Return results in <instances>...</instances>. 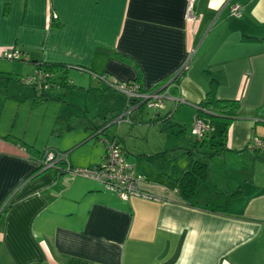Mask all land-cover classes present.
<instances>
[{"label": "crops", "instance_id": "1", "mask_svg": "<svg viewBox=\"0 0 264 264\" xmlns=\"http://www.w3.org/2000/svg\"><path fill=\"white\" fill-rule=\"evenodd\" d=\"M187 4L0 0V58L7 51L20 58L39 54L34 64L63 67L47 92L52 99L39 101L33 87L23 89L34 105L67 103L63 90L67 96L93 92L103 102L94 117L87 105L69 117L61 108L56 122L64 126L50 135L82 129L87 138L75 148L92 138L103 146L104 139H115L141 177L142 194L124 200L99 182L63 172L59 164L44 171L42 156L54 149L50 140L38 157L22 139L0 133V264H264V149L253 144L259 140L264 146V0H194L192 21L186 19ZM182 70L169 90L181 104L194 110L204 105L213 81L217 99L237 101L232 116L214 118L220 134L227 129L225 151L212 158H206L207 145L173 146L169 134L158 138L156 149L148 135L143 147L134 145V128L122 138L120 126L141 120L136 113L143 104L130 113L131 124L114 123L127 98L110 84L163 92ZM63 78L70 87L59 84ZM166 103L171 108L163 115ZM181 104L174 111L165 101L151 121L163 123ZM112 125L117 130L109 132ZM198 146L203 159L195 155ZM104 152L105 147L96 159L77 165L67 160L74 169L93 168ZM190 160H207L209 175L187 194L179 179L190 170ZM213 173L220 183L213 185ZM212 186L214 196L207 194Z\"/></svg>", "mask_w": 264, "mask_h": 264}, {"label": "rangeland", "instance_id": "2", "mask_svg": "<svg viewBox=\"0 0 264 264\" xmlns=\"http://www.w3.org/2000/svg\"><path fill=\"white\" fill-rule=\"evenodd\" d=\"M39 57V54H34V56L24 55L21 56V60L23 61H14L3 57L0 58V73L6 74L0 79V133L2 135L8 134L10 138L22 139L21 142L30 145L28 148L33 150L38 157L39 147L46 143L47 138V140H50L48 145L54 147V149H46L45 151H51L53 154L57 155L68 151L66 158H70L74 163L73 165L80 164L83 160L96 159L98 155H101L102 149L104 148L101 140H98L99 138H92L86 144L79 146V148H75L76 145L82 143L83 140L87 138V132L75 128L72 131H66L62 135H58L56 132H52L50 135V131L53 128L64 126L63 123L60 124L61 122H56L58 119L57 114L61 108L64 109L62 113L64 115L67 113L66 116L69 117L71 110L72 112L76 111L78 110L77 107L84 110V107L87 105L91 117H94L99 110L104 109L102 100L94 98L93 92L77 93V91H75V93L67 96L66 91L63 90L61 93H63V97H66L67 103L49 102L45 105V103L42 102L40 105H34L33 99L27 97L23 90L24 88L30 90L31 86L22 84L21 81L24 79H33L35 77L36 72H34L35 64L33 61H38L37 58ZM70 73L73 75L76 74L75 71H70ZM53 77L56 80L58 75H53ZM85 78L86 81L84 82L87 83L88 77H84V80ZM81 81L83 80H80L77 84L76 82L74 83L77 86L82 83ZM85 88H88V86ZM118 97L122 98L121 96ZM37 100L38 99L35 98V101ZM167 104L168 103L165 104V110L160 111L163 115L171 108L170 104ZM154 112V110L147 107L141 108V110L136 113V117H141V120H136L135 124L132 126L128 124H122V126H120L122 138L130 134L131 129L134 128L135 136L131 135L130 139L134 145L143 147L145 137L148 135L149 143H153L156 149L161 146L158 138L163 140V138H166V134H169V140L172 142L173 146L178 145V147H185L184 145H187L190 147V150H194V144L196 142L192 132L195 116L194 109L185 104H181L179 109L169 118L170 124L168 125L161 122H152L151 119ZM176 123L179 124V126H177ZM212 123L213 128H216V130H214L216 137L220 139L221 134L218 128L222 126L219 124V121L217 122L216 120L212 121ZM114 130H117V125H112L109 132H113ZM123 131L128 133L123 135ZM76 140H78V142L73 144ZM85 146L91 147V151L86 150ZM204 149L207 150L208 147ZM204 149L198 146L195 152L197 159L203 157L201 150ZM77 168L76 166L75 169ZM217 175L216 173L211 175L213 185L215 183H220V178ZM211 192L213 196L216 194L213 186L207 190V194L209 195Z\"/></svg>", "mask_w": 264, "mask_h": 264}, {"label": "built area", "instance_id": "3", "mask_svg": "<svg viewBox=\"0 0 264 264\" xmlns=\"http://www.w3.org/2000/svg\"><path fill=\"white\" fill-rule=\"evenodd\" d=\"M193 1L188 0L186 19L189 21L194 20L193 16ZM238 8L233 9V13L238 15ZM3 58L9 60L19 59V53L14 51H7L2 55ZM36 75V74H35ZM38 79H44L47 74L37 73ZM100 80H105L103 76L98 77ZM34 80L28 79L24 82H30ZM174 87L172 80H170L166 89L163 92H141L139 86L135 83H120L110 84V88L116 89L121 92L127 98V104L124 112L114 118V123L121 124L123 122H129L130 113L136 109L139 105L143 104L145 107L153 110H159L163 108L165 101H170L173 105L177 103H184L179 97L170 95L169 90ZM212 131L211 126L201 119H195L193 126V134L201 139L205 134ZM105 145V157L103 161L97 166L89 169H74L70 173L73 176H81L90 178L103 185L106 191L118 194L122 199L127 200L129 196L142 195L139 189L140 176H136L133 168L126 162L122 155L119 145L114 140H103ZM254 146L263 148V143L259 140L254 141ZM66 155H57L52 152H46L41 161L40 168L52 169L55 168L57 163L60 162Z\"/></svg>", "mask_w": 264, "mask_h": 264}, {"label": "trees", "instance_id": "4", "mask_svg": "<svg viewBox=\"0 0 264 264\" xmlns=\"http://www.w3.org/2000/svg\"><path fill=\"white\" fill-rule=\"evenodd\" d=\"M239 10V9H238ZM239 14V11H238ZM52 20H54L52 18ZM244 40L246 41H254L255 38H248L246 37ZM14 61H23L21 60V58L19 57V59H16ZM63 67L58 66V65H53V64H46V63H39V64H35V77L34 80L30 81V82H24L26 81L25 79L22 80V84L25 85H29L31 87L34 88L36 95L38 96V99H52L51 97H49V95H47L48 90H50V88H53V86L56 84V80L53 78L54 73H57L59 71L62 70ZM183 72L180 71L178 73L177 76L174 77V79L172 80V82L174 84H176V78L181 75ZM37 73L39 74H47V77L44 79H38ZM5 73H0V79L2 78V76H5ZM59 84L70 87V82L67 81L65 78L62 79V81L59 82ZM217 82L213 81V83H211L210 89L206 94V98H205V102L204 105L202 106H198L195 107L196 113L194 116V121L195 119H201L204 120L205 122H207L211 128H212V121L214 120V118H218V117H222V118H227V116H232V111H235L238 108V104L237 101L234 100H219L216 98L215 93L217 90ZM141 92H143L140 89ZM54 99V98H53ZM58 99V98H55ZM59 100V99H58ZM179 104L181 103H177L173 105V110L176 109ZM141 107H145L141 106ZM140 106L137 107V109L141 108ZM153 110V109H152ZM173 110L168 113L166 115V117L163 119L165 123V125L170 124V117L171 114L173 112ZM175 111V110H174ZM129 123H132L131 118L129 117ZM212 120V121H211ZM178 126V125H177ZM226 126L224 127V129L221 132V142H216L215 140V135H213L214 131L212 129L211 132L207 133L204 135V137H202L201 139L197 138L194 134V137L196 139V144L198 145H207L208 149L211 151L210 154H208L206 156V158H212L222 152L225 151V140H226ZM193 130V128H192ZM193 132V131H192ZM106 140V139H104ZM107 140H114L115 139H107ZM117 142V141H116ZM118 144V142H117ZM119 145V144H118ZM105 147V145H104ZM120 151L122 153V155L124 156L125 160V154L123 153V150L121 148V146L119 145ZM62 155H67L66 153H61ZM44 156V154H43ZM104 157H105V152H104ZM43 159V157H42ZM41 159V161H42ZM127 162V161H126ZM61 165L64 166L62 171L63 172H67L70 173L71 171L74 170V168H72L69 163L67 158H63L60 162L57 163V165ZM56 165V167H57ZM190 166V170L187 171L186 173H184L181 178L179 179L180 183H181V190L186 191L187 194L188 193H193V191L196 189V187L199 185V183L204 182L208 179V175H209V164L207 163V160H195L192 161L190 160L189 163ZM52 168V169H56ZM89 169V168H86Z\"/></svg>", "mask_w": 264, "mask_h": 264}, {"label": "water", "instance_id": "5", "mask_svg": "<svg viewBox=\"0 0 264 264\" xmlns=\"http://www.w3.org/2000/svg\"><path fill=\"white\" fill-rule=\"evenodd\" d=\"M45 170H47V169H45ZM45 170H44V171H45Z\"/></svg>", "mask_w": 264, "mask_h": 264}]
</instances>
